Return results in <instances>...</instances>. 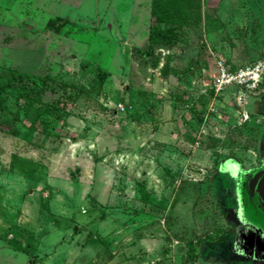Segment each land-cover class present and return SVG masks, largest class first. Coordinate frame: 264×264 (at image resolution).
Returning <instances> with one entry per match:
<instances>
[{
    "label": "rangeland",
    "instance_id": "obj_1",
    "mask_svg": "<svg viewBox=\"0 0 264 264\" xmlns=\"http://www.w3.org/2000/svg\"><path fill=\"white\" fill-rule=\"evenodd\" d=\"M151 3L0 0V264H82L86 247L103 264L140 244L153 258L135 264H264L243 195L264 164V80L212 88L217 54L264 59V0H203L158 66L134 50Z\"/></svg>",
    "mask_w": 264,
    "mask_h": 264
},
{
    "label": "trees",
    "instance_id": "obj_2",
    "mask_svg": "<svg viewBox=\"0 0 264 264\" xmlns=\"http://www.w3.org/2000/svg\"><path fill=\"white\" fill-rule=\"evenodd\" d=\"M202 4L203 0H152V16L156 24L150 29V44L144 49L135 47V52L149 56L153 66H158L160 59L157 57V49L172 47L178 40L181 28L195 24L197 19L200 22ZM5 86L3 85L0 91V108H3L5 103V97L2 95ZM14 129L12 125L8 131L12 132ZM0 130L7 131L1 126ZM219 234L217 240L223 237L221 232ZM193 251L194 249L191 248L190 253Z\"/></svg>",
    "mask_w": 264,
    "mask_h": 264
},
{
    "label": "built area",
    "instance_id": "obj_3",
    "mask_svg": "<svg viewBox=\"0 0 264 264\" xmlns=\"http://www.w3.org/2000/svg\"><path fill=\"white\" fill-rule=\"evenodd\" d=\"M263 80L264 59L236 67L227 58L218 56L212 88L217 92L231 87L238 88L242 97L246 95V91L259 90ZM247 117L248 114H246Z\"/></svg>",
    "mask_w": 264,
    "mask_h": 264
},
{
    "label": "water",
    "instance_id": "obj_4",
    "mask_svg": "<svg viewBox=\"0 0 264 264\" xmlns=\"http://www.w3.org/2000/svg\"><path fill=\"white\" fill-rule=\"evenodd\" d=\"M243 195L249 218L264 230V164L246 177Z\"/></svg>",
    "mask_w": 264,
    "mask_h": 264
},
{
    "label": "crops",
    "instance_id": "obj_5",
    "mask_svg": "<svg viewBox=\"0 0 264 264\" xmlns=\"http://www.w3.org/2000/svg\"><path fill=\"white\" fill-rule=\"evenodd\" d=\"M98 2H99V0H98ZM152 4V3H151ZM150 4V6H152ZM152 15V14H151ZM115 16H117V18L118 19H120L121 17H120V15L117 13ZM120 17V18H119ZM153 17V16H152ZM121 20V19H120ZM131 28H128V27H126L127 28V30L129 31V30H132V31H135L136 29L135 28H132V23H131V26H130ZM150 27H148V38H149V36H150ZM133 38L134 37H131V39H129L130 41H131V43L129 44V45H132V43H133ZM149 44H150V40H149ZM135 47H139V48H142V49H144L143 47H140V46H135ZM147 48V47H146ZM218 56H224V55H222V54H217ZM218 56H216V59L215 60H217V57ZM229 61H231V60H229ZM216 62V61H215ZM105 226L104 227H106V224H104ZM100 237H102V236H100ZM100 237H98L99 238V241L101 242L100 244L102 245V248H103V246H104V244H103V241L105 240V238H100ZM96 239H97V237H95V238H92V242L93 243H95L96 242ZM92 243V244H93ZM91 246H93V245H91ZM94 247V246H93ZM141 247H142V250L143 251H145V258L146 257H148V258H150L149 260H150V262L152 261V259L151 258H153L151 255H152V251L150 250L151 248V245H149V246H147V245H139L138 247H136V246H133V245H128L127 247H126V249L124 250V251H126V256H124V258H123V260H120L119 261V258H118V256L117 255H115V256H113V255H110V257H108V260L105 262V263H103V264H135V261H137V259L139 258V256H134L135 255V253H136V249L139 251L140 249H141ZM94 249H95V247H94ZM104 250V249H103ZM103 250H101L100 252H103ZM93 251H95V250H90V249H87V247H86V249H85V253L83 254L84 256V260H83V262H82V264H87L89 261H94V263H95V261H96V259L97 258H94V253H93ZM93 254V255H92ZM95 257H96V255H95ZM127 258H130V259H127ZM53 264H54V262H53ZM154 264H166V259H162V260H159L158 262H154Z\"/></svg>",
    "mask_w": 264,
    "mask_h": 264
},
{
    "label": "flooded vegetation",
    "instance_id": "obj_6",
    "mask_svg": "<svg viewBox=\"0 0 264 264\" xmlns=\"http://www.w3.org/2000/svg\"><path fill=\"white\" fill-rule=\"evenodd\" d=\"M262 166H263V165H262ZM262 166H261V167H262ZM261 167H260V168H261Z\"/></svg>",
    "mask_w": 264,
    "mask_h": 264
}]
</instances>
